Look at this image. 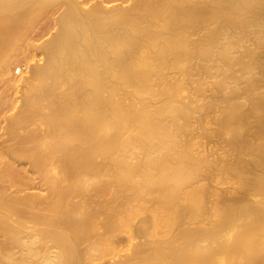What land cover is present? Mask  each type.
<instances>
[{
  "label": "bare ground",
  "instance_id": "1",
  "mask_svg": "<svg viewBox=\"0 0 264 264\" xmlns=\"http://www.w3.org/2000/svg\"><path fill=\"white\" fill-rule=\"evenodd\" d=\"M121 1L0 0V264H264V0Z\"/></svg>",
  "mask_w": 264,
  "mask_h": 264
},
{
  "label": "rangeland",
  "instance_id": "2",
  "mask_svg": "<svg viewBox=\"0 0 264 264\" xmlns=\"http://www.w3.org/2000/svg\"><path fill=\"white\" fill-rule=\"evenodd\" d=\"M76 1L80 2L81 7L86 8V10L90 9L91 6L92 7L95 6V3L98 4L100 1L103 2L102 4L100 2L101 6L103 8H106V9L107 8L108 9H113V7L121 8L123 6L127 7V5L129 6V2H130L129 1V2H125L124 3L121 0H119L120 2L118 0L117 1L116 0L115 1H113V0H109V1L108 0H98V1L97 0H86L88 2H86L85 0H76ZM104 1H106V2H104ZM84 8H82V9H84ZM61 10H64L63 6H60V5L59 6H54V7L50 8V10H48L47 14L45 13L44 15H42L43 18L42 17L38 18L36 24L30 30H28L26 32V34L24 35L25 39L23 38L21 40V42H19V44H18V46L16 48V52L13 53V55L17 56L16 57V61H15L16 65H12L11 66L12 68L10 69V73L7 76H9L8 78L11 77L12 80H15V81L17 80L16 83H18V84H17V86H15V88L12 86L14 88L13 89L10 86H6V83L4 82L5 79L3 81H1L0 82V100H2L1 99L2 97L3 98H8L9 97L8 98V103H10L11 101H14L13 103H15V104H14V106L12 108L10 107V109L9 108L6 109V110L4 109L5 111H3V113L1 114V116H2V118L4 120L0 117V122H1L0 126L1 127L4 126L3 124L5 123V117H8V116L12 115L16 111L15 108L18 106V104L20 102L21 93H22V90H23L22 89L23 87L20 88L23 85V79H25L26 76L28 77V75H29L28 73L30 72L31 68H33L35 65H41L43 63V58L44 57H43V53H42L40 45H43L44 42H47V40H49L53 36V34L55 33V31H56L55 30L56 26H54L55 25V20L61 14L60 13ZM45 17H47V18H45ZM20 81H22V83ZM1 87H2V89H1ZM7 87L8 88L10 87L11 89L9 88L10 89L9 90ZM6 91H9V92H6ZM3 95H5V96H3ZM2 121H4V122L2 123ZM210 126H211L212 129L215 128L213 124L209 125L208 127L210 128ZM0 131L2 132V128H1ZM217 141L220 142V140H217ZM228 180H232V179L230 178ZM228 180H226V181H228ZM223 181H219L218 182V184L220 183L219 185L215 181H213L214 183L211 182L209 184L210 185L209 186L210 187V191H213V188L215 187L216 189L220 188L219 191H222V192H226V190L224 191V189H227V192L229 191V194H230L229 197L232 196L231 193H230L231 191H233L232 194L233 193L235 194L236 193V191H235L236 187H234L235 183L229 184L231 181L229 183H227L225 180H223ZM33 183L36 184V182H33ZM33 183L32 182L29 183V184H31V187H32ZM204 183H206V182H204ZM208 183L209 182H207L206 184L208 185ZM212 183H213V185H211ZM222 183H227V185L229 184V186H227L226 184H222ZM214 184L217 185V186H214ZM36 186H37V184L35 186H33V188L28 187L29 189H27V187H26V189L23 192L27 194L28 191H29V194L34 192V194H36V193H37V195L39 194L38 196H41V195L44 196L46 194L45 191L41 190V189H38V186L37 187ZM211 186H214V187L212 188ZM229 187H230V189H233V187H234L235 190L234 189L230 190ZM211 188H212V190H211ZM31 189H33L34 191L33 190L31 191ZM215 191H217V190H215ZM219 191H217V192L219 193ZM220 194H222V193H220ZM222 195H226V193L225 194L223 193ZM226 197L229 198L228 197V193L225 196V198ZM247 199H252V198L250 197V195H247Z\"/></svg>",
  "mask_w": 264,
  "mask_h": 264
}]
</instances>
